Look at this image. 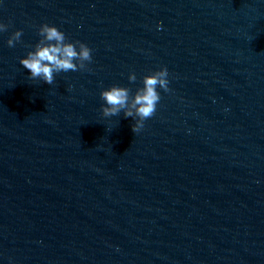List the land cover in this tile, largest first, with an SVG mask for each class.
<instances>
[{
	"label": "water",
	"instance_id": "1",
	"mask_svg": "<svg viewBox=\"0 0 264 264\" xmlns=\"http://www.w3.org/2000/svg\"><path fill=\"white\" fill-rule=\"evenodd\" d=\"M0 22V264H264V0H0ZM45 22L93 56L52 85L20 63ZM163 66L140 132L103 115Z\"/></svg>",
	"mask_w": 264,
	"mask_h": 264
},
{
	"label": "clouds",
	"instance_id": "2",
	"mask_svg": "<svg viewBox=\"0 0 264 264\" xmlns=\"http://www.w3.org/2000/svg\"><path fill=\"white\" fill-rule=\"evenodd\" d=\"M9 25L0 22V32H6ZM40 40L34 49L21 58V65L30 71L31 80H42L49 85L55 82L56 74L85 70L92 62V49L86 42L70 41L66 34L55 24L47 22L39 26ZM22 29H17L7 40L9 47H15L21 42ZM78 45V47H77ZM130 83L137 80L135 72L128 77ZM169 70L163 66L151 74L143 77V86L138 88L133 95L127 86L113 84L103 88L100 93L102 113L105 117L124 116L135 119L132 125L134 133L140 132L145 126V121L155 115L157 105L161 99L158 89L170 91Z\"/></svg>",
	"mask_w": 264,
	"mask_h": 264
}]
</instances>
